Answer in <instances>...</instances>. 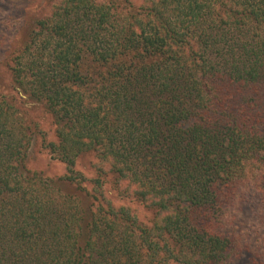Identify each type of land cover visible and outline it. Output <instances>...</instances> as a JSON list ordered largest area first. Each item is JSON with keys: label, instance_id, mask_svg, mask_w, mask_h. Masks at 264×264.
<instances>
[{"label": "trees", "instance_id": "obj_1", "mask_svg": "<svg viewBox=\"0 0 264 264\" xmlns=\"http://www.w3.org/2000/svg\"><path fill=\"white\" fill-rule=\"evenodd\" d=\"M49 2L0 70V264H242L233 212L264 207V0ZM37 138L63 175L28 167ZM89 155L108 171L86 177Z\"/></svg>", "mask_w": 264, "mask_h": 264}, {"label": "rangeland", "instance_id": "obj_2", "mask_svg": "<svg viewBox=\"0 0 264 264\" xmlns=\"http://www.w3.org/2000/svg\"><path fill=\"white\" fill-rule=\"evenodd\" d=\"M132 1L135 4L139 3V0ZM50 11L49 0H0V70L3 71L5 65L8 64L12 51L16 48L18 42L26 38L35 19L43 16L47 17ZM4 82L9 83L7 79ZM30 117L34 121L40 122V126L46 132L47 140H49L53 126L48 119L42 117L38 107L33 108L32 106L30 108ZM88 161H92V165L100 166L105 172L109 169L107 164L98 162L89 155L78 161L77 167L86 177L93 176L92 165H89ZM27 165L33 170L43 171L50 177H58L64 173L63 165L53 161L48 152L41 147L40 138L35 139L30 147ZM104 181L106 198L115 206L125 205L128 207L142 224H150L152 216L141 203L129 196L127 199L117 198L121 190L131 191L128 184L122 182L115 186V177L110 174L104 177ZM233 218L237 230L251 238L249 239L252 246L249 249L254 253L251 254V257H246L242 264H264V207L252 204L241 205L234 210Z\"/></svg>", "mask_w": 264, "mask_h": 264}]
</instances>
